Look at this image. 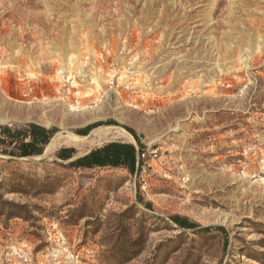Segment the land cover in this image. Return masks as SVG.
I'll return each mask as SVG.
<instances>
[{
    "label": "rangeland",
    "instance_id": "374dc122",
    "mask_svg": "<svg viewBox=\"0 0 264 264\" xmlns=\"http://www.w3.org/2000/svg\"><path fill=\"white\" fill-rule=\"evenodd\" d=\"M74 55L91 95L80 111L23 101ZM6 102L20 109L3 126L119 127L138 142L0 154V264H264V0H0ZM114 142L140 143L143 169L69 166Z\"/></svg>",
    "mask_w": 264,
    "mask_h": 264
},
{
    "label": "trees",
    "instance_id": "16d2710c",
    "mask_svg": "<svg viewBox=\"0 0 264 264\" xmlns=\"http://www.w3.org/2000/svg\"><path fill=\"white\" fill-rule=\"evenodd\" d=\"M98 126L99 125L90 126L86 131L80 132L79 135L87 136L90 131ZM126 130L138 142L136 133L131 129ZM56 134V129H47L36 124H28L22 128L0 125V154L8 156L11 159L40 157ZM139 147L141 151L143 147L140 143ZM138 152L139 151L133 144L120 142L109 143L72 161L69 166L82 169L122 167L128 169L130 172H134L137 166L138 169L142 168V162L137 160ZM74 153L75 151L73 149H61L57 153V157L62 161H70L73 159ZM171 220L183 229L196 230L197 233L200 234H207L212 230L225 232L224 227H200L181 217H173Z\"/></svg>",
    "mask_w": 264,
    "mask_h": 264
},
{
    "label": "built area",
    "instance_id": "2783aa9c",
    "mask_svg": "<svg viewBox=\"0 0 264 264\" xmlns=\"http://www.w3.org/2000/svg\"><path fill=\"white\" fill-rule=\"evenodd\" d=\"M83 72L80 71L78 60H71V64L65 67H62L56 75L46 82H42L39 79H34L27 84L26 89L22 93V97L28 104H36L41 101H50L55 100L64 106L66 109L71 112H78L83 106V101L85 98L91 96L86 93L85 90L86 82L85 77L82 75ZM128 75L125 76L124 88L130 90L131 86L127 80ZM110 89L114 87V80H111L109 83ZM52 94H49V93ZM103 97V95H102ZM145 154L143 151L137 153V160L142 162L143 169V159ZM61 250L63 253H70L68 246L62 244ZM71 257L74 258V254H71ZM79 255L76 256L78 259ZM20 259L23 264H31V258L27 254L20 256Z\"/></svg>",
    "mask_w": 264,
    "mask_h": 264
},
{
    "label": "bare ground",
    "instance_id": "6f19581e",
    "mask_svg": "<svg viewBox=\"0 0 264 264\" xmlns=\"http://www.w3.org/2000/svg\"><path fill=\"white\" fill-rule=\"evenodd\" d=\"M70 59V58H69ZM78 59V56H71V60ZM79 62V61H78ZM16 106L10 103H1L0 104V116H5V112L17 113L20 108H15ZM18 114V113H17ZM22 114V113H21ZM27 114V113H26ZM19 116V115H18ZM6 119V117H2ZM18 118V117H17ZM97 119H87L82 120L84 125H87ZM109 140H119V141H128L130 143H135L134 137L127 132L125 129L119 127H109V126H100L93 129L88 136H79L72 132H58L47 145L45 149V154L42 156L51 154L59 147H72L79 151H86L94 146H101L104 142ZM90 151V150H89ZM42 156H38L35 159H39ZM49 156V155H48Z\"/></svg>",
    "mask_w": 264,
    "mask_h": 264
},
{
    "label": "water",
    "instance_id": "95a60500",
    "mask_svg": "<svg viewBox=\"0 0 264 264\" xmlns=\"http://www.w3.org/2000/svg\"><path fill=\"white\" fill-rule=\"evenodd\" d=\"M43 154H45V150H44V153H43ZM179 229L182 230V231H185V230H184L183 228H181V227H179Z\"/></svg>",
    "mask_w": 264,
    "mask_h": 264
}]
</instances>
